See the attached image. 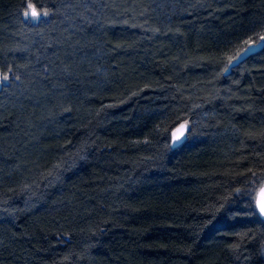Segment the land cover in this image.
Segmentation results:
<instances>
[{"label":"trees","instance_id":"16d2710c","mask_svg":"<svg viewBox=\"0 0 264 264\" xmlns=\"http://www.w3.org/2000/svg\"><path fill=\"white\" fill-rule=\"evenodd\" d=\"M261 37L264 0H0V264H264V40L224 73Z\"/></svg>","mask_w":264,"mask_h":264},{"label":"water","instance_id":"95a60500","mask_svg":"<svg viewBox=\"0 0 264 264\" xmlns=\"http://www.w3.org/2000/svg\"><path fill=\"white\" fill-rule=\"evenodd\" d=\"M261 45H262L261 39L256 42L247 44L228 62V65L225 68L224 73L228 72L231 66H234L239 61L247 57L249 54L256 52L261 47ZM248 49L250 50L246 51ZM186 131H187V124L185 122H180L176 124L170 131V145L171 146L179 145L185 139ZM262 190H264V181L261 184V186L256 190L254 196L255 210L258 213V215L264 220V212H261L260 204H259V201L261 200L262 196H264V192H262Z\"/></svg>","mask_w":264,"mask_h":264},{"label":"snow or ice","instance_id":"6c2138e0","mask_svg":"<svg viewBox=\"0 0 264 264\" xmlns=\"http://www.w3.org/2000/svg\"><path fill=\"white\" fill-rule=\"evenodd\" d=\"M29 9L30 11L29 12H26L25 13V16H32L34 19H38L41 15H47L48 13L47 12H38L31 4L29 5ZM261 40H264V37H261ZM250 49L246 50V51H249ZM8 75L5 74L2 78V80H0V83H2L3 81H6L8 80ZM262 192H264V190H262ZM259 204H260V210L261 212H264V196H262L261 200L259 201Z\"/></svg>","mask_w":264,"mask_h":264},{"label":"rangeland","instance_id":"374dc122","mask_svg":"<svg viewBox=\"0 0 264 264\" xmlns=\"http://www.w3.org/2000/svg\"><path fill=\"white\" fill-rule=\"evenodd\" d=\"M36 10H37V9H36ZM29 11H30V9H29V5H26V8H25V10L23 11V14H22V15H23V18L26 19L27 21L34 20V18H32L30 15H29V16H25V13H26V12H29ZM37 11H38V12H41V11H39V10H37ZM41 13H43V12H41ZM44 17H45V15H41V16H40V18H42V19H43ZM3 76H4V75H1V74H0V80H2ZM3 82H5V81H3Z\"/></svg>","mask_w":264,"mask_h":264}]
</instances>
